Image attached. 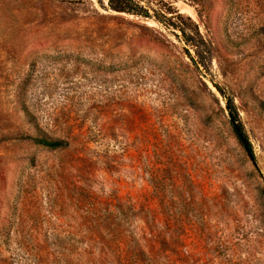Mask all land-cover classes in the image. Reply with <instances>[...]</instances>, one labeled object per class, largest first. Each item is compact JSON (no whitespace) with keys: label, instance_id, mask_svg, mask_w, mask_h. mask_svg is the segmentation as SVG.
<instances>
[{"label":"rangeland","instance_id":"obj_1","mask_svg":"<svg viewBox=\"0 0 264 264\" xmlns=\"http://www.w3.org/2000/svg\"><path fill=\"white\" fill-rule=\"evenodd\" d=\"M144 2L0 0V264H264V0Z\"/></svg>","mask_w":264,"mask_h":264},{"label":"trees","instance_id":"obj_2","mask_svg":"<svg viewBox=\"0 0 264 264\" xmlns=\"http://www.w3.org/2000/svg\"><path fill=\"white\" fill-rule=\"evenodd\" d=\"M109 5H110V8L114 12H117L120 14H129V15L143 17V18H150V19L153 18L159 24L164 25L168 29L175 28L178 30L177 26H175V24H173L172 22V17H173L172 14H176V12L175 13L171 12L172 9L170 7L167 9V13L163 12L162 14H160L158 11L151 8L149 4L146 5L144 0H109ZM151 12H153L155 15L152 16ZM177 16L180 17L179 14H177ZM196 29L198 31L197 27ZM179 30L183 33V31L180 28ZM184 42L187 44V46H191L193 48L195 47L193 43L194 41L192 38L186 39V36H185ZM187 54L189 55L190 60L197 66L198 63L195 57L192 56L190 52H187ZM214 87L216 88L217 92L223 95V92L218 85L214 84ZM225 110L228 112L230 124L239 142L241 143V145L246 151L251 152L252 151L251 144L249 142L244 125L239 116L237 107L235 106L233 101L229 99L226 100ZM36 143L43 147L51 148V149H57V148H61L64 146V141L62 140H52V139H45V138L36 139Z\"/></svg>","mask_w":264,"mask_h":264},{"label":"bare ground","instance_id":"obj_3","mask_svg":"<svg viewBox=\"0 0 264 264\" xmlns=\"http://www.w3.org/2000/svg\"><path fill=\"white\" fill-rule=\"evenodd\" d=\"M184 12H188V10H186L185 8L182 9Z\"/></svg>","mask_w":264,"mask_h":264}]
</instances>
